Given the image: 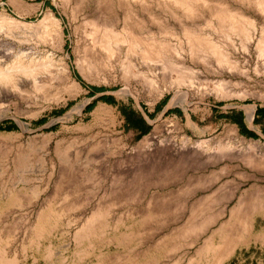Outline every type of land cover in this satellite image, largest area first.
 <instances>
[{
    "label": "rangeland",
    "instance_id": "obj_1",
    "mask_svg": "<svg viewBox=\"0 0 264 264\" xmlns=\"http://www.w3.org/2000/svg\"><path fill=\"white\" fill-rule=\"evenodd\" d=\"M187 4L0 0V264H264V0Z\"/></svg>",
    "mask_w": 264,
    "mask_h": 264
},
{
    "label": "bare ground",
    "instance_id": "obj_2",
    "mask_svg": "<svg viewBox=\"0 0 264 264\" xmlns=\"http://www.w3.org/2000/svg\"><path fill=\"white\" fill-rule=\"evenodd\" d=\"M176 3H179L181 6H186L187 7V0H174ZM189 3V2H188ZM207 4V3H206ZM222 6V5H221ZM227 6V5H226ZM192 8V7H191ZM218 10H220L219 8H218ZM222 11V10H221ZM220 12V11H219ZM223 13H222V19H225V20H230V22L231 23H233L234 25H239L240 24V22H248L247 21V19L245 18V16H243L242 14H240L239 12H233L232 10H229L228 9V7L226 8H223V11H222ZM188 14V13H187ZM217 14H218V12H217ZM221 14V13H220ZM131 21V20H130ZM224 21V20H223ZM225 22V21H224ZM219 23V22H218ZM224 24V23H223ZM56 25H57V28H58V23H56ZM94 25V24H93ZM133 26V25H132ZM95 27V26H94ZM103 27V26H102ZM128 27V26H127ZM130 27V26H129ZM97 28V27H96ZM125 28V27H124ZM233 28V27H232ZM249 28H250V26H249ZM94 29V28H93ZM111 29H112V27H111ZM128 29V28H127ZM137 29H138V27H137ZM190 29V28H189ZM57 30V29H56ZM115 30V29H114ZM125 30V29H124ZM130 30V29H129ZM147 30V29H146ZM246 30V29H245ZM254 30V29H253ZM127 31V30H126ZM131 31V30H130ZM235 31V30H234ZM114 32V31H113ZM139 32V31H138ZM150 33H152V32H150ZM165 33V32H164ZM169 33V32H168ZM193 32H191V31H189L188 29H185V34H186V36H187V41H188V43H189V40L190 39H194V41H195V43H196V41L198 42V40H200V38L199 37H196V36H194L193 34H192ZM241 33V32H240ZM99 34V33H98ZM103 34V33H102ZM106 34V33H105ZM142 34V33H141ZM195 35H196V33H194ZM238 34V33H237ZM127 35H128V33H127ZM134 35V34H133ZM137 35V34H136ZM142 36V35H141ZM173 36V35H172ZM192 36H194V37H192ZM245 36V35H244ZM96 37V36H95ZM98 37V36H97ZM106 37V36H105ZM105 37H103L104 39H105ZM128 37V36H127ZM192 37V38H191ZM134 38H135V36H134ZM144 38V37H143ZM150 38V37H149ZM153 38V37H152ZM97 39V38H96ZM103 39V40H104ZM108 39V38H107ZM130 39V38H129ZM145 39V38H144ZM106 40V39H105ZM205 40V39H204ZM101 41H102V39H101ZM109 42H110V40H108ZM130 41V40H129ZM147 41H148V39H147ZM191 41V40H190ZM103 42V41H102ZM109 42H105L104 44H106L107 46H109ZM143 43H144V40L142 41ZM146 42V41H145ZM157 42V41H156ZM160 42V41H159ZM137 43H138V41H137ZM148 43V42H147ZM201 43V42H200ZM94 45L96 44V43H93ZM136 44V43H135ZM140 44V43H139ZM158 44V43H157ZM160 44V43H159ZM198 44V46H200L199 45V42L197 43ZM215 44V43H214ZM98 45V44H97ZM190 45H191V42H190ZM192 45H193V42H192ZM195 45V44H194ZM101 46H103V45H101ZM135 46V45H134ZM192 47V46H191ZM196 47V46H195ZM212 47V46H211ZM215 47V46H214ZM194 48V47H193ZM210 50V49H209ZM141 51H143V50H141ZM140 51V52H141ZM150 51V50H149ZM144 52V51H143ZM142 52V53H143ZM213 52V51H212ZM156 53V52H155ZM222 56V55H221ZM220 57V56H219ZM223 61V60H222Z\"/></svg>",
    "mask_w": 264,
    "mask_h": 264
},
{
    "label": "trees",
    "instance_id": "obj_3",
    "mask_svg": "<svg viewBox=\"0 0 264 264\" xmlns=\"http://www.w3.org/2000/svg\"><path fill=\"white\" fill-rule=\"evenodd\" d=\"M92 90L97 91L96 88H93ZM101 100L104 101L105 103H108L111 105L114 103L112 98H109V97H104ZM91 107L92 106H90L88 109H90ZM122 113H123V115H124V117L128 123V126L130 128L138 130L142 134H145L147 132V127H146L143 119L135 117L133 114H126L124 112H122ZM258 113H261V110L260 111L258 110ZM233 123L238 126L240 133H242V135L254 137V135L252 133L247 131L245 125L243 124V122L241 120H233ZM11 129H13V126H4V128L0 127V130H11Z\"/></svg>",
    "mask_w": 264,
    "mask_h": 264
}]
</instances>
